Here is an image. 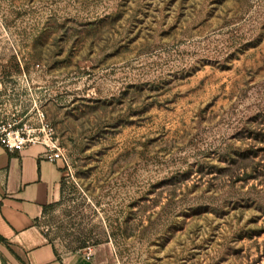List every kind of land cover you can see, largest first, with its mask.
Instances as JSON below:
<instances>
[{"label": "rangeland", "instance_id": "1", "mask_svg": "<svg viewBox=\"0 0 264 264\" xmlns=\"http://www.w3.org/2000/svg\"><path fill=\"white\" fill-rule=\"evenodd\" d=\"M41 116L58 251L264 264V0H0V120Z\"/></svg>", "mask_w": 264, "mask_h": 264}, {"label": "crops", "instance_id": "2", "mask_svg": "<svg viewBox=\"0 0 264 264\" xmlns=\"http://www.w3.org/2000/svg\"><path fill=\"white\" fill-rule=\"evenodd\" d=\"M44 151L41 145L19 152L0 146V251L8 264H92L85 253L58 251L39 227L63 179L61 162L47 161Z\"/></svg>", "mask_w": 264, "mask_h": 264}, {"label": "built area", "instance_id": "3", "mask_svg": "<svg viewBox=\"0 0 264 264\" xmlns=\"http://www.w3.org/2000/svg\"><path fill=\"white\" fill-rule=\"evenodd\" d=\"M40 122L41 130H27L21 127L17 122H9L5 119L0 120V146L8 152H19L28 147L41 145L44 147V156L47 161L55 163H65V158L56 145V140L53 138V130L48 124L43 123V116ZM86 259L92 257L91 248L86 249Z\"/></svg>", "mask_w": 264, "mask_h": 264}, {"label": "trees", "instance_id": "4", "mask_svg": "<svg viewBox=\"0 0 264 264\" xmlns=\"http://www.w3.org/2000/svg\"><path fill=\"white\" fill-rule=\"evenodd\" d=\"M62 170H63V168H62ZM48 206H49V205H48ZM48 206H46V207L44 208V212H45V210L47 209ZM0 241H1V242H5L2 238H0Z\"/></svg>", "mask_w": 264, "mask_h": 264}]
</instances>
